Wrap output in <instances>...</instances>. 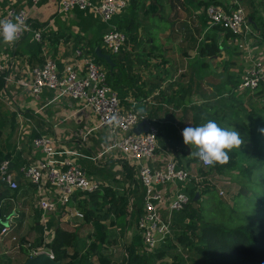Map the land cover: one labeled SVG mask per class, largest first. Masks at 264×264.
I'll return each instance as SVG.
<instances>
[{
    "label": "trees",
    "instance_id": "1",
    "mask_svg": "<svg viewBox=\"0 0 264 264\" xmlns=\"http://www.w3.org/2000/svg\"><path fill=\"white\" fill-rule=\"evenodd\" d=\"M191 1L201 8V13L197 15L198 26L185 35L188 44L181 54L187 55L193 61L191 64L187 63L190 69H186V74L184 73L187 75L185 85L170 82L168 92L158 90L154 95L156 102L169 104L178 110L177 114L169 109L165 110L163 121L157 124V144L168 149V152L171 151L170 148L178 152L180 147L183 149L186 145L179 137L177 127L197 126L207 120H215L222 127L235 129L244 143L240 148L229 152L230 159L226 164L206 168L201 167L197 159L193 158L195 149L191 147L189 154L192 161H195L193 172L196 178H190L182 189L188 195L189 201L182 210L173 215V225L177 231L174 230L173 236L166 237L163 243L150 251H145L146 247L140 241V233L135 227L142 206L138 197L131 202L129 212L126 196L118 195L109 185H98L87 192H75L72 206L67 210L57 206L45 225V229L51 232V238L43 246L58 264H264V86L254 91H240L237 89L240 79L238 72L225 71L221 81L213 85L216 93L215 104L211 103V97L198 104L187 103L190 95L197 94V88L204 78L218 75V68L219 71L227 69L229 61L226 62V57L223 56L226 50L237 49L236 45H230L226 50L222 48L217 35L222 31L228 38H234L235 35L221 25L209 27L204 15L207 5L219 6L220 2ZM127 3L129 6L114 21V28L126 36L123 47L117 53H110L100 46V39L91 41L79 35H75L70 41V47L71 50L82 49L93 56L95 63L105 69L106 82L118 97L122 99L130 96L136 100L139 97L145 98L147 94L158 89L164 80L163 75L168 71L155 69L156 75L148 83L138 82L139 74L131 73L130 53L126 51V46L129 50L133 49L140 45L141 35L148 37L144 26H140L142 20L137 19L138 13L154 14L152 12L157 11V6L150 4L146 8L139 0H128ZM241 7L250 30L254 25L259 27V35L264 39V21L256 17L254 11ZM153 26L157 30L163 25L156 23ZM184 28L187 31V26ZM204 29L206 32H202ZM171 31L170 35H180L173 32V28ZM96 47L100 53L109 54L110 65L96 56ZM187 49L192 53H188ZM120 56L122 63L119 61ZM146 58L136 54L132 60L138 65L149 67ZM160 62L165 64L166 59L161 56ZM0 80L1 86V76ZM124 106L127 107L128 104ZM133 108L145 116L146 109L149 110L148 116L156 115L161 110L160 105L153 110L151 106L143 105H134ZM172 156L174 158L173 154ZM176 160L177 158L175 162L178 164ZM127 174L130 177L131 171ZM215 175L225 177L228 182L231 180L235 186L227 188L226 199L217 195V179L212 178ZM72 207L82 216L81 225L70 229L59 218V212H70ZM84 226H89L91 232H88L86 242L82 243L78 232ZM32 229L34 233L27 231L18 238L19 245L24 246L19 248L23 254L35 250L33 248L37 242L41 244L42 227L37 224ZM129 231L132 236L127 235ZM116 249L119 250L118 254H114Z\"/></svg>",
    "mask_w": 264,
    "mask_h": 264
},
{
    "label": "crops",
    "instance_id": "2",
    "mask_svg": "<svg viewBox=\"0 0 264 264\" xmlns=\"http://www.w3.org/2000/svg\"><path fill=\"white\" fill-rule=\"evenodd\" d=\"M56 1H11V6L24 9L27 12V25L30 31L25 32L14 46L6 45L0 38V63L5 68L2 75H0L2 76L0 86V161H8L9 171L17 183L16 189L9 190L0 181V230L3 226H10L9 234L0 239V264H2L1 261H9L12 258L11 253L15 252L14 249L23 246L22 244L19 245L18 238L21 237L22 231L32 224L33 227L37 224L42 227L41 242L46 243L51 238V232L45 229V225L49 216L54 212L41 216L36 188L26 183L18 171L20 166L36 163V161L43 158L42 153L31 144L33 137L44 136L52 140L53 160L56 163L70 161L80 167L87 177L96 184V187L98 185H109L118 195H125L129 204V212L133 199L136 200L138 197L140 204H142L143 191L136 178L135 170L120 158L114 147L110 148L113 137L106 130L95 127V124H97L96 117L90 110L83 108L78 101L70 98H55L53 91L49 89H42L39 93L33 95L15 83L17 79L26 78L30 69L42 63L46 58L54 61L58 70H61L70 59V41L75 35L91 41L101 39V36L109 28L115 27V18L121 13L111 17L109 21L103 22L97 15H93L87 10L72 8L63 13H57ZM98 1L92 0L95 4ZM218 1L220 2L218 5L226 12L233 10L236 5L244 6L245 10L254 11L253 14L264 21V2L262 0ZM139 2H142L146 8L150 4H156L158 13L156 11L152 12L154 14L151 15L141 14V18L140 13H138L137 19L142 20L140 26H148V28L144 27L145 30L143 29L144 32L148 33V37L145 38L141 35L140 45L138 44L133 49L129 50V47L126 46V51L130 53L131 73L139 74L138 82L148 83L150 79H154L157 72L155 69H166L168 72L163 75L164 80L160 83L158 89L147 94L145 98L139 97L136 100L130 96L119 98L123 106L128 104L129 100H133L136 106H151V110L160 105L161 110L156 115L150 114L148 116V109L145 110L147 117L142 113L157 128V124L163 121L165 110L169 109L176 114L178 110L173 109L169 104L156 102L153 99L154 95L158 90L168 92L170 82L185 85L187 75H184V73L186 74V69H190V66L188 64L184 65L187 61L191 64L193 60L188 58L187 55L181 54L188 44L185 35L176 31L180 35L174 36L168 33L165 38L163 35L156 33L153 25L159 22V25L172 26L175 21L176 25L182 26V28L185 25L197 27V15L201 13V8L191 0H139ZM127 5L129 6V3ZM6 7L5 3L1 5L0 19L6 18ZM169 9H172L176 18L170 17L165 21L164 15L168 13ZM151 10L155 11L153 8ZM143 18L149 22H144ZM258 29L259 27L257 28L254 25L251 28V33L245 37L244 51L226 50L230 48V45H235L233 36L228 38L223 31L217 35L222 43V48L227 51L223 56L226 57V62L229 61V65L226 66L227 69H220V72L237 71L240 77L250 61L248 58H264V39H261ZM32 30L40 31L42 36V40L39 41L40 44L35 41ZM202 32H206V30L204 29ZM142 40L147 41L146 45H142ZM167 42L170 43L166 44ZM99 45L101 46V41ZM187 52L192 53L188 49ZM173 53L176 54L177 61ZM136 54H140L142 58L146 56L149 67L136 64L135 60H132ZM161 56L166 59L165 64L160 62ZM119 59L122 63V56ZM5 75L10 77L7 82L3 79ZM212 90L215 96L214 99L211 98V103L215 104L216 93L214 87ZM209 97L199 86L197 94L190 95L187 103L198 104L202 100L209 99ZM180 129L184 128L177 127L178 131ZM179 137L183 139L180 134ZM170 149L171 151L168 152V149L157 144L155 156L148 162V165L155 169L162 167L164 161L169 157V153H172L174 158H177L176 161L180 167L191 169L195 166V161H192L191 154H189L191 153V146L186 145L183 149L180 147L178 152L172 148ZM128 171H131L130 177L127 174ZM157 188L163 192L164 197L158 207L159 212L164 214L172 192L167 187ZM40 191H42L43 196L53 197V191L46 184L41 187ZM69 207L71 206L68 204L67 208ZM22 212L25 216H30L33 212L31 217L33 223L23 225ZM63 212L65 211L59 212V218H62ZM22 226L24 227L23 230ZM6 250L12 252L7 254Z\"/></svg>",
    "mask_w": 264,
    "mask_h": 264
},
{
    "label": "built area",
    "instance_id": "3",
    "mask_svg": "<svg viewBox=\"0 0 264 264\" xmlns=\"http://www.w3.org/2000/svg\"><path fill=\"white\" fill-rule=\"evenodd\" d=\"M11 1L13 0H0V8L3 3L7 5L5 19L15 20L16 17H20L27 24V12L11 6ZM126 5L127 0H99L96 4L92 0H57L56 12L63 13L77 8L87 10L97 15L101 21L107 22L123 11ZM204 15L209 25H221L235 35L237 49L244 51L245 37L250 34V28L241 6L237 5L233 10L226 12L220 6L207 5ZM32 34L35 41L39 42L40 31L32 30ZM125 40V34L116 30L114 26L109 28L100 39L101 46L110 53H117L123 47ZM248 59L250 61L242 71L237 84V89L240 91H254L264 86V58ZM4 70V66L0 63V75ZM3 79L7 82L10 77L5 75ZM15 83L33 95L42 89H49L53 91L55 98L67 97L78 101L83 108L95 115L97 121L95 127L106 130L113 137L110 148L114 147L120 158L135 170L136 178L142 188L141 213L135 227L140 233L143 245L152 249L163 243L171 230V217L182 210L189 201L188 195L182 189L190 178H196L194 169L180 167L176 164L172 153H169L162 167L155 169L148 165L157 150L156 126L133 108L135 105L133 100H129L127 107L123 106L115 90L106 82L105 69L95 63L93 56L75 48L71 50L70 59L61 70H58L54 61L46 58L42 63L33 66L26 78L17 79ZM141 122L146 123L145 131L133 133L132 129ZM182 131L183 129L178 131L180 135ZM31 144L42 153L43 158L36 163L20 166L18 171L26 183L36 188L41 216L55 212L59 205L63 208L67 207L73 201L75 192H87L96 187V184L74 163L70 161L56 163L53 160L51 139L36 136L31 139ZM197 163L201 167H208L198 159ZM8 166L7 160L0 161V181L9 190H14L17 188V183ZM45 184L53 191L52 198L41 194L40 189ZM157 187H167L172 192L164 214L159 212L158 207L163 200V192ZM73 214L76 218L82 216L78 210H74ZM9 230L10 226H3L0 230V239L7 236ZM33 253L36 255L38 252ZM46 254L51 257L49 252Z\"/></svg>",
    "mask_w": 264,
    "mask_h": 264
},
{
    "label": "clouds",
    "instance_id": "4",
    "mask_svg": "<svg viewBox=\"0 0 264 264\" xmlns=\"http://www.w3.org/2000/svg\"><path fill=\"white\" fill-rule=\"evenodd\" d=\"M29 30L24 19H0V38L3 43L14 46L21 34ZM264 131V130H262ZM184 145L195 149L193 158L205 166L226 164L229 152L238 149L244 143L240 133L230 127H222L215 120H207L197 126H189L181 133Z\"/></svg>",
    "mask_w": 264,
    "mask_h": 264
},
{
    "label": "rangeland",
    "instance_id": "5",
    "mask_svg": "<svg viewBox=\"0 0 264 264\" xmlns=\"http://www.w3.org/2000/svg\"><path fill=\"white\" fill-rule=\"evenodd\" d=\"M178 11V10H177ZM141 12V11H140ZM156 13H158V11L156 12ZM177 13V12H176ZM140 15V18H141V14H139ZM172 15V16H171ZM164 17H165V21L168 19V18H170V17H173V18H176L175 17V15H174V12L172 11V9H169V11H168V13L166 14V15H164ZM185 17H187V16H185ZM144 20V22L146 21V22H149V21H147V19L145 20V18H143ZM156 22V21H155ZM159 23V22H158ZM156 24V23H155ZM185 26H187V25H185ZM185 26H183V28H182V26H177L176 25V23H175V21H174V24L172 25V26H169V27H167L166 25H163V26H159L158 27V29L156 30V33L157 34H159V35H163V37H167L168 36V33L170 34V32H172L171 30H172V28H173V32H176V31H179L180 32V34H183V35H186V34H189V33H191L192 32V29H193V27L192 26H189L190 27V30H188V26H187V31L185 30ZM145 28H148V26H144ZM250 28V27H249ZM170 32H169V31ZM253 32V31H252ZM250 33H251V30H250ZM162 39H164V38H162ZM147 41H141V43H142V45H144L145 43H146ZM170 42H167L166 44H169ZM146 45V44H145ZM238 51H239V49H237ZM173 55H174V58H175V60H176V54H174L173 53ZM171 58V57H170ZM177 61V60H176ZM187 63H188V61H187ZM187 63H185V65L184 66H186L187 65ZM171 72H172V70L171 69H169ZM133 71V70H132ZM217 71L218 72H220L219 71V68L217 69ZM134 72V71H133ZM224 71L223 72H220L218 75H211V76H207L206 78H204V80H203V82H200V87H201V90H203L208 96H210L211 98L212 97H214L215 96V94H214V92H213V87H211V85H217L218 84V82L219 81H221V79H222V77H223V75H224ZM185 81H186V79H185ZM207 83H209V84H207ZM211 84V85H210ZM242 99H244V97H242ZM195 104V103H194ZM103 130V129H102ZM106 133V132H105ZM115 169V168H114ZM213 179H217V183L215 184L216 185V188L218 189V193H217V195L218 196H220V197H223V198H225L226 199V197H227V195H225L226 193H227V188L228 187H233V188H235V186L234 185H232V183H231V180H229V182L227 181V180H225L226 178L225 177H223V176H213L212 177ZM211 178V179H212ZM232 191H233V189H232ZM69 205L70 206H72L71 205V203H69ZM65 210H67V207H65L64 208ZM74 210H76L75 208H73L72 207V209L70 210V212H63V215H61L62 216V218H60L62 221H65V224H66V226H68V228H70V229H73V228H75V227H77V226H80L81 224H80V218H76V216H74ZM32 214H33V212L31 213V215L30 216H25L24 215V212H22V217H23V221H22V224L23 225H30L31 223H33L32 221H33V219L31 218L32 217ZM174 215V214H173ZM173 216L171 217V230H170V233H169V235L167 236V237H170L172 234H174L175 233V231H177V228L173 225ZM32 220V221H31ZM64 223V222H63ZM174 226V227H173ZM32 227H33V224L31 225V226H29V227H27L26 229H24V227L22 226V233L20 234V236H23V235H25L26 234V232L27 231H30V232H32V233H34V231H33V229H32ZM91 228L89 227V226H84L83 228H81V230L78 232V237L80 238V240L82 241V243L85 241L86 242V238H87V234H88V232L90 231L91 232V230H90ZM175 230V231H174ZM89 232V233H90ZM131 231H129V233H127V235L128 236H132V232L130 233ZM173 236V235H172ZM129 239V238H128ZM169 240H171V238H168ZM140 241H142V240H140ZM1 247H3V246H1ZM33 249H35L34 251H32L31 253H28L27 251V253H22L21 251H19V249H14V253H11L12 251L10 250V251H8L7 252V250H6V252H7V254H10L11 253V255H12V258L9 260V261H5V260H3V261H1V263L2 264H23V262L26 260V258H30V257H33L34 256V253L33 252H38V253H40V252H44V253H46V252H49L44 246H43V242H41V244L39 243V242H37L35 245H34V248ZM2 250V249H1ZM37 250H39V251H37ZM151 250V248H145V251H150ZM119 253V250L118 249H116L115 250V253L114 254H118ZM51 258H52V256H51Z\"/></svg>",
    "mask_w": 264,
    "mask_h": 264
},
{
    "label": "water",
    "instance_id": "6",
    "mask_svg": "<svg viewBox=\"0 0 264 264\" xmlns=\"http://www.w3.org/2000/svg\"><path fill=\"white\" fill-rule=\"evenodd\" d=\"M94 53L96 54V56L101 57L107 64L109 65L111 64L109 54L100 53L98 47L94 49ZM145 129H146V123L141 122L132 129V132L138 134L141 131H145ZM194 198H196V195ZM23 264H58V263L53 261V259L49 257L46 253L40 252L34 255L33 257L26 259L23 262Z\"/></svg>",
    "mask_w": 264,
    "mask_h": 264
}]
</instances>
